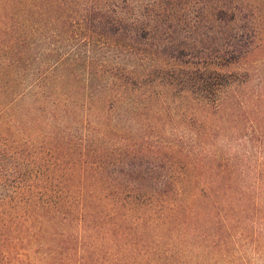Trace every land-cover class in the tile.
Instances as JSON below:
<instances>
[{"label":"trees","instance_id":"obj_1","mask_svg":"<svg viewBox=\"0 0 264 264\" xmlns=\"http://www.w3.org/2000/svg\"><path fill=\"white\" fill-rule=\"evenodd\" d=\"M262 51L264 0H0V132L38 138L46 111L60 174L0 248L77 229L88 264L264 258V77L229 70Z\"/></svg>","mask_w":264,"mask_h":264},{"label":"rangeland","instance_id":"obj_2","mask_svg":"<svg viewBox=\"0 0 264 264\" xmlns=\"http://www.w3.org/2000/svg\"><path fill=\"white\" fill-rule=\"evenodd\" d=\"M259 55L260 59L258 58V62L249 61L242 67H232L229 70L239 73L247 71L253 83L257 84L260 82V79L264 77V51L260 52ZM29 94L31 96L27 95L25 99L18 101L14 113L22 112V109H29V107L34 106L33 95L32 93ZM2 100L3 97H0V103L3 104ZM43 102L44 99L42 98V105ZM5 103L7 104V102H4V104L0 106V117L2 119L10 117L9 113L2 112L3 109H5ZM45 114L46 111L39 122L41 131L39 132L40 135L38 138H36V135H34V137L25 132L20 134L17 130H13L9 133L3 132V134L0 132V215L2 217H4L3 214L12 216L22 215L26 204L23 205L19 200H23L28 194L30 195V193H27V190L24 192V188L30 183V179H33L36 171L39 184L35 189H40V185L43 186L47 181H57L56 177L60 179V174H57V170L49 162L47 156L43 154L40 155L37 149L40 145L38 143L43 138L42 135H46L44 132L46 131L44 122H47L44 118V116H46ZM49 164L51 166H49ZM69 174L68 172L66 175L69 176ZM35 189L33 190L34 195L40 196L43 193ZM14 203L20 205L16 207ZM13 220L14 219H7V221H9L8 225L3 228L2 231H7L10 235L11 228L14 226V224H12ZM73 233L74 235L70 239V242H62L60 238L56 236L55 230L52 229L44 231L42 235H39L38 238L33 241L22 240L21 237H18L21 240L17 245L7 241L5 246L0 248V264H88V240L84 241L83 238L81 240L82 242L78 244L77 238H82V233L77 229H73ZM4 236L7 240L8 237L5 233ZM91 264H104V262L95 261V263ZM249 264H264V258H256L251 260Z\"/></svg>","mask_w":264,"mask_h":264}]
</instances>
